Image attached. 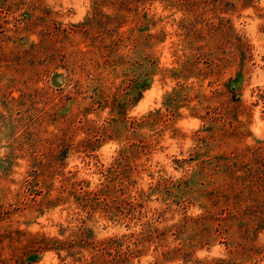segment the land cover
<instances>
[{"label":"rangeland","instance_id":"rangeland-1","mask_svg":"<svg viewBox=\"0 0 264 264\" xmlns=\"http://www.w3.org/2000/svg\"><path fill=\"white\" fill-rule=\"evenodd\" d=\"M0 264H264V0H0Z\"/></svg>","mask_w":264,"mask_h":264}]
</instances>
